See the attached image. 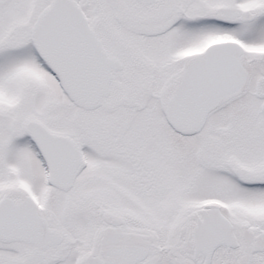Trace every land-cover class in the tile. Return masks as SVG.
<instances>
[{
	"label": "snow or ice",
	"instance_id": "obj_1",
	"mask_svg": "<svg viewBox=\"0 0 264 264\" xmlns=\"http://www.w3.org/2000/svg\"><path fill=\"white\" fill-rule=\"evenodd\" d=\"M0 264H264V0H0Z\"/></svg>",
	"mask_w": 264,
	"mask_h": 264
}]
</instances>
